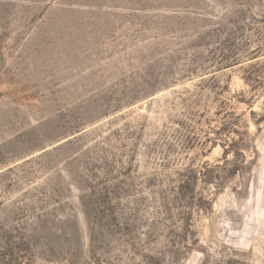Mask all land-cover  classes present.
<instances>
[{
	"label": "rangeland",
	"instance_id": "374dc122",
	"mask_svg": "<svg viewBox=\"0 0 264 264\" xmlns=\"http://www.w3.org/2000/svg\"><path fill=\"white\" fill-rule=\"evenodd\" d=\"M0 264H264V0H0Z\"/></svg>",
	"mask_w": 264,
	"mask_h": 264
}]
</instances>
